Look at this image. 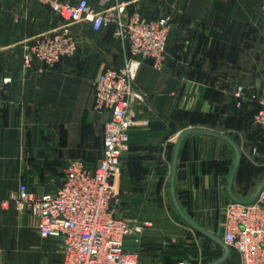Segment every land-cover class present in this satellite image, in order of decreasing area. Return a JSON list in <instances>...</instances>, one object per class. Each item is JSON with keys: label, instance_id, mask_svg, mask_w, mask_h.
Segmentation results:
<instances>
[{"label": "crops", "instance_id": "0c3cea01", "mask_svg": "<svg viewBox=\"0 0 264 264\" xmlns=\"http://www.w3.org/2000/svg\"><path fill=\"white\" fill-rule=\"evenodd\" d=\"M116 1L127 14L154 16L166 9L172 15L163 68L144 59L135 80L132 107L138 120L148 122L131 127L122 186L119 173L112 180L125 218L137 228L127 240L148 247L146 253L140 247L141 254L164 264H206L224 249L212 248L213 257L206 259H184V234L166 235L190 225L172 199L175 145L188 128L224 133L240 148L231 191L248 198L264 181V133L253 123L258 105L245 98L238 106L236 95L239 85L245 96L264 89V0ZM65 21L37 0H0V200H13L22 182L36 193L54 191L69 160L94 165L103 153L111 113L96 106L93 80L106 67L124 63L113 25L96 31L88 22L72 23L76 54L54 66L23 60L28 44ZM235 155L230 142L203 132L188 133L178 152V202L221 237L225 208L234 200L228 184ZM38 224L27 209L0 206V264H60V240L42 237ZM240 261L229 246L218 264Z\"/></svg>", "mask_w": 264, "mask_h": 264}, {"label": "built area", "instance_id": "2783aa9c", "mask_svg": "<svg viewBox=\"0 0 264 264\" xmlns=\"http://www.w3.org/2000/svg\"><path fill=\"white\" fill-rule=\"evenodd\" d=\"M37 1L48 4L66 21L27 45L26 64L39 60L52 65L73 56L77 38L71 24L77 22H88L96 31L114 23L115 34L126 46V57L121 66L106 67L93 80L96 106L111 113L98 162L92 165L81 158L71 159L54 191L36 193L22 182L18 195L11 201L0 200V206L12 204L17 211L27 209L37 215L40 235L60 240V264H139V252L126 245L137 228L116 215L112 180L128 148L131 127L148 122L138 120L132 108L135 80L144 59L163 68L172 16L168 12L155 17L137 11L127 14L125 6L114 0H98L97 4L91 0ZM243 92L239 85L238 105L244 102ZM249 97L258 103L253 121L264 127V89ZM224 226L222 238L239 252L240 264H264V188L254 200L230 202Z\"/></svg>", "mask_w": 264, "mask_h": 264}, {"label": "rangeland", "instance_id": "374dc122", "mask_svg": "<svg viewBox=\"0 0 264 264\" xmlns=\"http://www.w3.org/2000/svg\"><path fill=\"white\" fill-rule=\"evenodd\" d=\"M264 2V1H263ZM263 5V3H262ZM262 5H261V10L262 9ZM264 11V10H263ZM139 12V11H137ZM160 12H168L170 13L168 10L164 9V10H160L158 11L156 14H154V16H146L144 14H141L146 16V17H155L157 14H159ZM171 14V13H170ZM172 16V15H171ZM64 19V18H63ZM63 24V23H62ZM109 25H113L114 29H113V33L114 35L116 36V38L118 39V45L119 47L121 48V50L123 51L124 53V57H126V46L123 44V42L117 37V35L115 34V24L114 23H110L108 25H106L105 27L109 26ZM172 27V26H171ZM171 31V30H170ZM76 54V52H75ZM264 55V54H263ZM71 57V56H70ZM23 60H24V56H23ZM57 63V62H56ZM56 63L52 64L51 66H54ZM136 89V87H135ZM245 91V90H244ZM244 93V92H243ZM136 94H137V91H136ZM250 96V95H249ZM249 96H245V98H247V101H252V102H256L254 100H252ZM136 98V95L134 97V99ZM238 98V97H237ZM244 98V101L246 100ZM134 99L132 101V105H133V102H134ZM250 99V100H249ZM238 101V100H237ZM257 103V102H256ZM243 104V103H242ZM241 104V105H242ZM238 105V104H237ZM241 105H238V106H241ZM258 105V103H257ZM133 108V107H132ZM258 110V109H257ZM135 112V111H134ZM257 112V111H256ZM136 114V113H135ZM254 125L256 126V128H258L259 131H261L262 133H264V127L253 122ZM131 133V131H130ZM130 138V136H129ZM129 142V141H128ZM264 153V151H263ZM125 155L123 156V159H122V163L120 165V168H119V171H118V176H119V185L120 187L122 186V179H123V165H124V161H125V158L128 156L129 154V148H127L126 152L124 153ZM120 189H119V192L116 194V196L112 199V201L115 203V213L116 215H119V216H122V217H126L127 214L123 212V207H122V201H121V194H120ZM150 223V222H149ZM186 226V229H177V228H172L171 229V232H169L168 234H166L167 236L169 237H178L180 234H184V240L183 243H184V250L183 252H181L179 254L180 257H183L184 259L187 258L188 256L192 255L193 257H202L205 259L206 258H209V257H213V253H212V248H219L220 250H223L222 246H220L217 242H215L213 239H211L210 237L202 234L201 232H199L198 230L192 228L190 225ZM212 232H214L213 230H211ZM215 234H218L217 232H214ZM219 235V234H218ZM133 236V235H132ZM131 236V238H132ZM220 236V235H219ZM130 238V237H129ZM127 243L126 245H128L129 247H133L135 248L138 252H139V255H140V262L139 264H164L163 263V260L162 259H149L147 258L145 255L143 256V254H141V250L139 249L141 247L142 249V252L146 253L148 252L150 249L148 247H145V246H140L138 247L134 241V239H129V240H126ZM162 241H164L165 243V240L164 238H162ZM171 258V257H170ZM172 261V263L174 262V260H172V258L170 259V262ZM171 264V263H170Z\"/></svg>", "mask_w": 264, "mask_h": 264}, {"label": "water", "instance_id": "95a60500", "mask_svg": "<svg viewBox=\"0 0 264 264\" xmlns=\"http://www.w3.org/2000/svg\"><path fill=\"white\" fill-rule=\"evenodd\" d=\"M190 132H203V133H209V134H213L216 136H219L221 138H224L225 140H227L228 142H230L234 149H235V161H234V165L231 171V175H230V179H229V184H228V188L230 191L231 196L234 198V200L240 201V202H249L251 200H254L259 193L261 192V190L264 188V181L262 182V184L259 186L258 190L256 191V193L248 198H242L239 197L237 195H235L231 189L230 186L232 184V180L234 177V173L236 171V167L239 163L240 160V148L238 146V144L228 135L221 133V132H217L214 130H209V129H202V128H188L186 130H184L175 145V150H174V156H173V163H172V176H171V192H172V199H173V203L177 209V211L179 212L180 216L186 220L194 229L198 230L199 232H201L202 234L210 237L211 239H213L215 242H217L220 246L223 247L224 249V253L222 254V256H220L219 258L208 262L206 264H218L221 261H223L228 253H229V245L223 240V238L221 236H219L218 234H215L214 232L208 230L207 228H205L204 226H202L200 223H198L196 220H194L190 215H188L183 208L181 207L180 203L178 202V199L176 197V193H175V175H176V164H177V159H178V152H179V148L180 145L184 139V137L190 133Z\"/></svg>", "mask_w": 264, "mask_h": 264}]
</instances>
